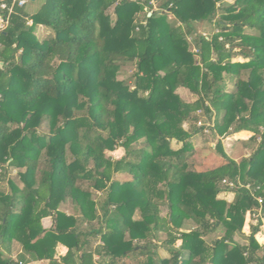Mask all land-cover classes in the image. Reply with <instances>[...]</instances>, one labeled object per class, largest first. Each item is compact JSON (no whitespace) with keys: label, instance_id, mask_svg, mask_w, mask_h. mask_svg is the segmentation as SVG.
<instances>
[{"label":"trees","instance_id":"obj_1","mask_svg":"<svg viewBox=\"0 0 264 264\" xmlns=\"http://www.w3.org/2000/svg\"><path fill=\"white\" fill-rule=\"evenodd\" d=\"M19 1L0 0V264H264V0Z\"/></svg>","mask_w":264,"mask_h":264},{"label":"rangeland","instance_id":"obj_2","mask_svg":"<svg viewBox=\"0 0 264 264\" xmlns=\"http://www.w3.org/2000/svg\"><path fill=\"white\" fill-rule=\"evenodd\" d=\"M26 10L30 13L36 11V9L39 7V5L41 4V2H43V0H35V1H32V0H26ZM163 0H150V2L152 3L153 5V8L154 9H157V6L159 4V2H161ZM233 2V0H223V3H231ZM112 12V10H110ZM170 17H172V15L169 14ZM31 22V21H29ZM4 23L2 22L1 18H0V26L3 25ZM194 27H195V31L197 34H201V35H204V36H207V37H210L213 33L216 32L217 28H215V25L213 22H195L194 23ZM48 33V30L44 29L42 26L39 27L38 29V35L40 37H44L46 36ZM193 36H188L187 37V48H189L190 50H194V43H193V40H192ZM237 60L241 61L243 59H241L240 57H236ZM134 71V67H131V66H128V65H123L120 67L119 69V78H126L128 76H130ZM178 93L180 95V97L184 100H187V101H192L196 98L195 95L191 94L190 92H188L186 89L184 88H180L178 90ZM184 127L185 128H188V123H185L184 124ZM220 137L216 136V135H213V136H209L208 137V140L205 139V136H202L200 134H196V136H194L192 142L194 144V147H201V146H204V145H209L210 142L212 143H215ZM247 139L248 138V135L246 133H235V134H232V135H229L227 134L224 138H221V141H222V144L224 146V148L226 149L227 153L229 152V154H233L235 152H237L240 148L242 147H239V145H237V142L236 140L237 139ZM206 140V141H205ZM258 142V141H257ZM171 146L173 149H177L180 147V143L178 142H175V141H172L171 142ZM239 147V148H238ZM243 151L245 153V155H249L250 153V149L249 148H244L243 147ZM123 153V150L121 148H118L112 152H109L108 154L111 155V157L113 158H116V157H119L121 156ZM9 176L12 177L14 179V181H16L19 185H21L20 181H19V178H18V175H17V170L16 169H11V171L9 172ZM0 187L4 188V189H7V183L6 182H1L0 183ZM96 193V192H95ZM99 194V195H98ZM97 197L95 198L96 201H97V204H96V209H97V213L98 214H102V211L100 209V203H98V198L100 197V195H102V193L99 191L97 194ZM233 193L229 192V191H226V192H223L219 194V197H225L227 200H231L233 198ZM61 208L62 210H64L66 213L68 214H75L77 219H79L77 222V227L76 229L79 230V231H87L88 229L92 228V227H96L97 225V219H85V220H82V217H81V214L76 212L73 210L72 208V204L68 201L67 203H63V205H61ZM167 212V209L165 207H163L162 209V215H165ZM136 217H138V213H136ZM256 224V221L255 219H251L250 216H249V212H247L245 214V218H244V225L246 226V228H244V231L246 233L249 232V227L251 225H255ZM184 227H186L187 229H190L194 226H192V224L190 223H186L184 225ZM264 228V227H263ZM215 236H221V232L219 231H216L215 233H213L212 235H210L209 237H207V241H210V237H215ZM264 235H259L258 236V241L260 243H263V237ZM164 238V237H163ZM234 239H236L237 241L239 242H244L245 241V234H243V236H241L239 233H235L234 234ZM161 240V239H160ZM96 240L93 241V244L95 243ZM96 242H99L96 241ZM159 250V253L160 255H166V253H163V250L162 249H158ZM21 246L16 242L14 248L12 249V257L14 258H18V255H20L21 253ZM58 253L55 254V257L57 256H61V254H63L65 252V248L61 247V248H58ZM39 263L38 264H47L48 261L46 260H38ZM37 261V262H38Z\"/></svg>","mask_w":264,"mask_h":264},{"label":"built area","instance_id":"obj_3","mask_svg":"<svg viewBox=\"0 0 264 264\" xmlns=\"http://www.w3.org/2000/svg\"><path fill=\"white\" fill-rule=\"evenodd\" d=\"M19 3H20V4L24 3V0H20ZM5 6H6V4H4V3L1 4V7L4 8ZM3 27H4V24L0 26V28H3ZM196 124H197V126H199V127H203V132H204V133H208V132H210V128H211V126H212V123H210V122H208V121H203L202 119H199V120L196 122ZM229 185H231V184H229ZM257 200H258L259 203H262V202H263V199H262L261 197H258ZM256 211H257V212H253V213L251 214V216L253 217L252 219H255V221L257 222V218H258V217H262V216H261L262 212H261L260 209H256ZM249 216H250V213H249ZM263 232H264V230H263ZM263 240H264V239H263ZM263 242H264V241H263Z\"/></svg>","mask_w":264,"mask_h":264},{"label":"crops","instance_id":"obj_4","mask_svg":"<svg viewBox=\"0 0 264 264\" xmlns=\"http://www.w3.org/2000/svg\"><path fill=\"white\" fill-rule=\"evenodd\" d=\"M32 1H35V0H32ZM44 225L45 226H48L49 225V220L48 219H45L44 220ZM38 260H35V261H30L28 264H38L39 261L37 262Z\"/></svg>","mask_w":264,"mask_h":264}]
</instances>
